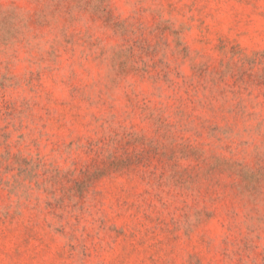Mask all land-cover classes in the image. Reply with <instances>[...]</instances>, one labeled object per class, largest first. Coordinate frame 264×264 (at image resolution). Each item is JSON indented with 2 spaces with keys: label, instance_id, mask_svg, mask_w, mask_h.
Returning a JSON list of instances; mask_svg holds the SVG:
<instances>
[{
  "label": "rangeland",
  "instance_id": "1",
  "mask_svg": "<svg viewBox=\"0 0 264 264\" xmlns=\"http://www.w3.org/2000/svg\"><path fill=\"white\" fill-rule=\"evenodd\" d=\"M0 264H264V0H0Z\"/></svg>",
  "mask_w": 264,
  "mask_h": 264
}]
</instances>
